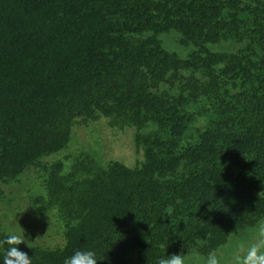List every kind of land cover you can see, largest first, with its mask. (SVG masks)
I'll use <instances>...</instances> for the list:
<instances>
[{
  "label": "trees",
  "instance_id": "trees-1",
  "mask_svg": "<svg viewBox=\"0 0 264 264\" xmlns=\"http://www.w3.org/2000/svg\"><path fill=\"white\" fill-rule=\"evenodd\" d=\"M225 11L238 26L237 37L251 39V24L264 35V0L252 5L242 0H0V169L20 171L17 163L3 157L20 143L17 128L36 119V104L46 105L48 96L59 94L51 104L69 98L66 86L71 83L88 78L105 84L111 81L109 75L140 67L160 71L182 63L188 68V60L165 56L161 47L157 58L151 57L146 41L130 37L127 32L139 26V19L169 24L166 30L191 38L217 32L216 21ZM253 78L259 79L257 71L247 74ZM28 86L34 87L33 93L23 95ZM251 100L257 115L244 116L236 103L220 102L219 118L210 130L200 121L201 113L190 114L186 107L176 111L177 118L158 111L151 116L145 106L108 90L98 100V111L111 126L136 129L143 161L133 169L118 163L104 168L86 156L65 173L58 162L48 173L49 205L66 204L73 220H91V214L81 211L87 207L115 213L122 225L111 239H121L123 248L132 245L136 259L131 264H158L172 252L188 250L196 239H225L230 229L264 215V88L254 89ZM186 158L184 171L166 195L172 202L177 197L180 204L166 219H151L150 204H165L154 179ZM126 180L140 200L136 207L133 195L123 200L117 194V183ZM74 226L83 229L82 223ZM6 238L0 233V241ZM1 248L0 260L5 255Z\"/></svg>",
  "mask_w": 264,
  "mask_h": 264
},
{
  "label": "rangeland",
  "instance_id": "rangeland-1",
  "mask_svg": "<svg viewBox=\"0 0 264 264\" xmlns=\"http://www.w3.org/2000/svg\"><path fill=\"white\" fill-rule=\"evenodd\" d=\"M258 1L263 0H242V4L252 5ZM244 11L248 12V9ZM247 16L251 17L250 14ZM219 19L216 21L217 32L211 30L207 35L191 38L176 29L166 30L169 24L162 25L146 17L139 19V26L127 34L146 41L151 57L157 58L156 49L161 47L165 56L175 55L179 61L188 60V68L182 63L179 67L160 71L140 67L109 75L111 81L106 83L105 80V84L82 78L66 86L69 98L60 97V102L51 104L49 100L56 101L59 94L48 96L46 105L36 104V119L23 121L17 128L20 143L12 150L14 152H7L3 157L17 163L20 171L0 169V233L7 237L10 232L18 233L22 228L30 248L21 244L19 249L27 253L32 264H64L78 250L94 251L98 264H131L136 259L131 244L123 248L121 239H111L122 225L115 213L109 211L111 214L108 215L103 209L92 207L89 210L87 207L81 211L84 215L91 214V220H73L69 206L61 203L50 206L48 203V173L58 162L63 164L62 172L65 173L76 159L86 156L104 168L118 163L133 169L143 161V152L136 147L134 139L136 129L111 126L109 119L98 111L97 103L108 90L145 106L151 116L158 111L160 116L172 114L177 118L176 111L186 107L190 114L201 113L200 121L208 124L210 130L219 118L216 112L220 102L230 103V106L236 103L244 116L257 115L258 107L253 105L251 94L254 89L264 88V35L257 34L256 27L251 24V39L239 38L235 32L238 26L234 27L230 14L225 11ZM256 71L259 79H247V74ZM33 91L34 87L28 86L23 95ZM39 95L40 92L35 99ZM159 96L171 99V102L158 103ZM188 159L154 179L155 191L157 195L165 196V204L163 207L150 204L148 216L151 219H166L180 204L177 197L172 202L166 195L175 178L184 171ZM130 183L131 180L119 181L117 194L123 200L127 195H133L130 200L136 207L140 200L134 196ZM74 222L82 223L83 229L75 227ZM261 222H264V215L249 225L230 229L223 240L196 239L188 250L171 255L183 253L186 264H205L209 253L217 251L222 256V264H228L239 244L251 242L253 230ZM0 247L1 253L5 254L9 246ZM108 250L111 251L106 256Z\"/></svg>",
  "mask_w": 264,
  "mask_h": 264
},
{
  "label": "clouds",
  "instance_id": "clouds-1",
  "mask_svg": "<svg viewBox=\"0 0 264 264\" xmlns=\"http://www.w3.org/2000/svg\"><path fill=\"white\" fill-rule=\"evenodd\" d=\"M251 242L247 245L239 244L228 261V264H264V222H261L253 230ZM7 244L3 264H32V259L27 253L19 249V245L30 242L25 238L24 230L10 232L0 246ZM228 245H226L227 247ZM64 264H98L94 251H76L71 257L64 261ZM158 264H186V255L173 254L158 260ZM205 264H222V256L217 251H212L205 258Z\"/></svg>",
  "mask_w": 264,
  "mask_h": 264
}]
</instances>
